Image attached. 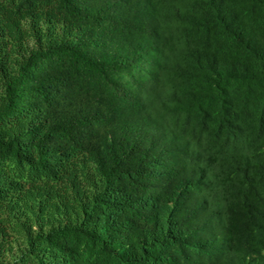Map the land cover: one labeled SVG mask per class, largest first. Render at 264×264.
<instances>
[{
	"label": "trees",
	"instance_id": "obj_1",
	"mask_svg": "<svg viewBox=\"0 0 264 264\" xmlns=\"http://www.w3.org/2000/svg\"><path fill=\"white\" fill-rule=\"evenodd\" d=\"M24 229L0 264H264V0H0Z\"/></svg>",
	"mask_w": 264,
	"mask_h": 264
},
{
	"label": "rangeland",
	"instance_id": "obj_2",
	"mask_svg": "<svg viewBox=\"0 0 264 264\" xmlns=\"http://www.w3.org/2000/svg\"><path fill=\"white\" fill-rule=\"evenodd\" d=\"M65 220L67 219V215L65 214L63 217ZM52 225H58L56 223H51ZM51 224H48L47 227H50ZM37 227H33L35 231ZM10 241L7 243L4 250L0 251V260L1 261H9L10 259L18 257L22 251H24L26 244H25V234L26 230H10Z\"/></svg>",
	"mask_w": 264,
	"mask_h": 264
}]
</instances>
